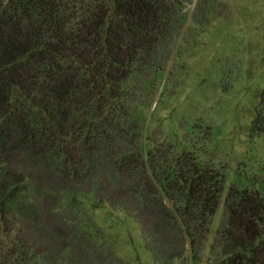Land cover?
Here are the masks:
<instances>
[{
  "label": "trees",
  "instance_id": "obj_1",
  "mask_svg": "<svg viewBox=\"0 0 264 264\" xmlns=\"http://www.w3.org/2000/svg\"><path fill=\"white\" fill-rule=\"evenodd\" d=\"M216 3L0 0V264H112L68 214L80 193L132 214L158 256L183 240L201 257L224 175L147 135L138 112L153 99L146 82ZM253 126L264 132V114ZM225 206L221 264H264V193L232 185Z\"/></svg>",
  "mask_w": 264,
  "mask_h": 264
},
{
  "label": "rangeland",
  "instance_id": "obj_2",
  "mask_svg": "<svg viewBox=\"0 0 264 264\" xmlns=\"http://www.w3.org/2000/svg\"><path fill=\"white\" fill-rule=\"evenodd\" d=\"M188 7L191 13L194 1ZM215 10L206 25L191 21L164 70L146 82L153 99L138 112L147 135L171 140L178 152L193 149L201 163L224 175L201 257L191 260L183 240L173 244L177 256H158L161 246L147 239L132 214L98 202L94 193H80L68 214L112 248V264H221L217 237L227 221L230 186L264 193V132L253 126L257 114H264V0H217ZM207 127L212 133L205 139Z\"/></svg>",
  "mask_w": 264,
  "mask_h": 264
}]
</instances>
